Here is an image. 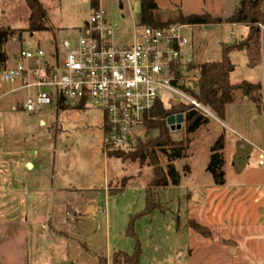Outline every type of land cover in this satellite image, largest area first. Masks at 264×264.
<instances>
[{"label":"rangeland","instance_id":"obj_1","mask_svg":"<svg viewBox=\"0 0 264 264\" xmlns=\"http://www.w3.org/2000/svg\"><path fill=\"white\" fill-rule=\"evenodd\" d=\"M2 1L9 0H0V5ZM39 1L47 11L48 31L18 33L27 28V11L24 14L25 5L23 10L16 1L11 15L4 20L6 27L0 25V52L7 43L5 52L10 62L21 49L38 46L48 51L50 45L72 38L75 27L87 23L91 15L90 0ZM98 1L108 21L115 25L117 44L129 43L139 0ZM156 4L159 18L173 24L179 14L227 18L239 2L156 0ZM261 7L264 12V0ZM183 30L192 40L193 52L186 77L195 84L203 63L220 61L222 46L238 44L248 35L244 26L208 25ZM260 44L262 63L264 44ZM229 57L235 65L230 76L232 84L264 81L262 68H248L245 51L232 52ZM1 77L0 69V81ZM2 85L0 109L6 113L0 112L1 123L7 119V126L20 131L19 143L24 144L26 157L35 169L19 171L20 176L24 172L21 181L30 184L27 201L12 196L5 198L9 210L6 208L3 213L0 207V264H113L116 254L119 263L134 264L124 255L131 257L135 251H139V264H264V167L259 166L264 128L258 127L259 120L257 131L249 129L254 124H245L249 132L243 140L230 132L225 136L224 130L215 127L220 124L206 116L209 125L186 137L190 141L188 150L173 162L179 185L152 189L154 208L145 213L152 167L148 163L140 167L136 162H123L108 153L103 155L99 110L69 106L29 114L19 109L11 112L12 103L21 104L28 92L2 95L8 90V85ZM261 94L264 113V92ZM161 97L167 108L177 105L180 99L166 93H161ZM167 100L172 102L168 105ZM254 115L258 117L256 110L247 109L243 119ZM10 127L6 132L12 149L16 135L11 134ZM136 131L141 143L156 136V132H147L144 127ZM220 134L224 135L225 144V184L216 186L205 169L210 148ZM170 138L174 142L184 139L183 125L181 130L170 131ZM157 156L159 168L166 172L164 154L158 152ZM122 178L130 180L121 192L114 194ZM192 221L209 229L211 237L197 235L188 227Z\"/></svg>","mask_w":264,"mask_h":264},{"label":"built area","instance_id":"obj_2","mask_svg":"<svg viewBox=\"0 0 264 264\" xmlns=\"http://www.w3.org/2000/svg\"><path fill=\"white\" fill-rule=\"evenodd\" d=\"M257 28L263 30L264 25ZM114 29L98 7L72 38L50 45L48 51L38 46L21 49L11 66L0 63L2 80L28 92L18 109L27 114L69 106L99 110L105 156L135 148L141 141L136 129L144 127L145 113L158 100L164 106L161 93L178 96V103L212 116L183 93L196 89L186 77L190 63L182 56L188 44L184 25L158 29L136 22L126 44H117ZM259 160L264 167V151Z\"/></svg>","mask_w":264,"mask_h":264},{"label":"trees","instance_id":"obj_3","mask_svg":"<svg viewBox=\"0 0 264 264\" xmlns=\"http://www.w3.org/2000/svg\"><path fill=\"white\" fill-rule=\"evenodd\" d=\"M29 11L27 28L18 33L28 32L30 35L36 32L48 31L45 26L47 21V11L38 0H23ZM263 0H239L237 8L234 13L225 20L220 18H213L209 14L184 16L182 14L175 17L174 23H167L158 16V7L156 0H139V12L137 16V24L139 26L146 25L154 28H164L170 25L181 24L184 26H223L235 25L244 26L248 28L247 37L242 42L233 45H225L221 47V59L218 62H209L202 64L199 67V82L196 84L194 93H189L193 99L200 105L208 108L214 116L223 121L225 117V107L227 104L233 103L235 100V93L240 92L242 95L249 98L260 112L262 105L261 84H253L248 81H243L239 84H231L229 75L235 69V65L230 61L229 55L232 52H246L247 66L254 69L260 64V50L261 41L264 44V29L257 28L258 24L264 25V12L261 11L260 5ZM98 0H90V10L98 9ZM0 31H2L0 29ZM10 34H13L10 31ZM9 34V35H10ZM5 56L0 57V63L5 61ZM187 70L190 71V65ZM182 114L183 129L185 138L179 142H174L170 138V130L167 127L166 120L170 116H177ZM209 123V119L198 110H195L191 105L178 103L171 105L169 108L163 106L158 100L155 106L145 113L144 128L147 132H156V136L149 138L145 143L140 141L135 145L133 150L127 153L121 151L109 152L110 157L121 159L123 162H136L139 166L146 163L152 167V181L146 188L147 204L145 213L150 212L153 206V191L152 189H163L169 184L177 186L180 183V177L177 173L173 162L184 157V152L188 150L190 143L188 137L197 131L200 127ZM225 148L224 135L220 134L210 148L209 163L205 171L213 178L216 186H223L225 184V174L223 167L225 161L223 160V150ZM163 153L167 161V171L164 172L159 168V160L157 153ZM185 170H188L185 167ZM130 179L122 178L120 180L119 188L116 193L121 192L127 185ZM109 194V195H114ZM197 235L204 238H210L211 232L209 229L191 222L190 226ZM117 255V254H116ZM116 255L114 256L113 264H121L118 262ZM128 261L138 263L139 251H135L131 257L124 255Z\"/></svg>","mask_w":264,"mask_h":264},{"label":"crops","instance_id":"obj_4","mask_svg":"<svg viewBox=\"0 0 264 264\" xmlns=\"http://www.w3.org/2000/svg\"><path fill=\"white\" fill-rule=\"evenodd\" d=\"M15 1L19 3L18 5L22 6L21 7L22 9L24 8L23 4L25 5V2L23 0H15ZM15 1L14 0L2 1L3 3L0 5V25H2L3 27H6V24L4 23V20H5L6 17L9 18V16L11 15V12H12L14 6L16 5V4L14 5ZM238 2H239V0H238ZM98 3H99V1H98ZM98 6L100 8V3H99ZM25 7H26V5H25ZM260 8H262L261 5H260ZM100 9H102V8H100ZM25 12H26L25 19L27 18L26 20H27V24H28L29 11H28L27 7H26V9L24 11V14H25ZM214 18H216V17H214ZM228 18L229 17L224 18L222 20H225V19H228ZM85 24H86V21L82 25H77L75 27V30L76 29L77 30L80 29ZM229 26L236 27L235 25H229ZM192 27L204 28V26H192ZM192 27L185 26V29H191ZM187 39H188V44L182 49V56H183L184 60H186L188 63L192 64L191 63V62H193V60H192L193 59V52L191 50L192 40L190 39V37H187ZM6 44L7 43H5L3 45V47H2V49H3L2 52L4 54L1 53V56L2 55L5 56L4 57L5 61L8 62V64L11 66V64L13 62H10V57L7 54V52H5V45ZM262 61H263V59H262ZM263 62L260 63L259 66H257L254 69H258L260 67V68H262L263 73H264V64H263ZM203 64H205V63H203ZM231 74L232 73H230L229 78H230ZM230 82H231V78H230ZM2 83L8 85L7 92L3 93L2 95H6L8 93L12 94V93L18 91V90H16L17 89V85H15L13 83H11V84L6 83V82H4L2 80V78H1V81H0V89L3 88ZM251 83H253V84H259L260 83L261 87H262L261 92H264V81L263 82L262 81H256V82H251ZM235 94L236 95H235L234 102L230 103V104H227V106L225 107V117H224L223 121L218 120L214 116V114L212 115V117L218 122V124H220V127L217 126V125L215 126L214 124L213 125L216 128H218V131L220 130V131L223 132V130H224L225 131V136H226V134L228 132H230V133L235 134L237 137L245 140L246 139L245 138L246 132H249L247 130L248 129L247 125H253L254 124L255 126L253 125V126H251L252 128L250 127L249 129H252V130L254 129V130L257 131L259 129L256 126L257 125L256 121L259 120L260 122H259V126L258 127H260V128L263 127L264 128V113L262 111L259 112L256 109L255 105L249 100V98H247L246 96L242 95L239 91L236 92ZM17 103H19V102L15 101V102L12 103V105L10 107L11 112L18 110V108L20 106V103H19L18 106H15ZM247 109H249L251 111L256 110L258 117H255V115H254V116H252V118L251 117H248V118L245 117L243 119L244 112ZM0 112L6 113V112H4L3 109H0ZM246 118H247V121H245ZM1 120H3V118L0 116V182H2L1 185L3 186V187L0 188V202H1L0 203V207H2L1 208L2 209L1 212L5 213L6 208L8 210L10 209V207L5 205V203H6L5 202V200H6L5 198H9V197H12V196L13 197L18 196L19 197L18 200L24 201V202L27 201L26 197H27L28 193H31L30 191H28V185L30 186V184L29 183L27 184L23 179L21 181V177L24 176V172H25V170L27 168H28V171H26V172H31V171H33L35 169V167H34L33 163L31 161H29V159L26 157V155H28V154H26L25 151H24L25 150V148L23 147L24 144L19 143L20 131L18 133L16 127L7 126V122H8L7 119L5 120V122H2L3 124L1 123ZM40 123L44 124L43 121H40ZM246 123H247V125H245ZM207 125H209V123ZM207 125H205V126H207ZM8 127H10V129H11V132H12L11 134H15L16 135V138L12 141L13 143L16 144V146L14 147L13 146L14 144L11 143L12 146H13L12 149H9V145H10V143L8 142L9 136L7 135L8 132H6ZM202 131H204V130H202ZM209 131H211V130H209ZM218 136H216V138ZM262 151H264V150H262ZM262 151L260 150V153H262ZM33 154H35L34 151H33ZM100 157H102V155H100ZM21 168L24 170V172L20 176L19 171H20ZM31 185L33 186V184H31ZM4 186H5V188H4ZM31 190L33 191L34 188L31 187ZM1 199H4V200H1ZM1 217L2 218H6V215H2Z\"/></svg>","mask_w":264,"mask_h":264},{"label":"water","instance_id":"obj_5","mask_svg":"<svg viewBox=\"0 0 264 264\" xmlns=\"http://www.w3.org/2000/svg\"><path fill=\"white\" fill-rule=\"evenodd\" d=\"M1 57V52H0ZM194 88H196V84L194 85ZM184 117L182 114H178L177 116H170L166 120V124L168 129L171 132L181 130V126L183 125Z\"/></svg>","mask_w":264,"mask_h":264}]
</instances>
